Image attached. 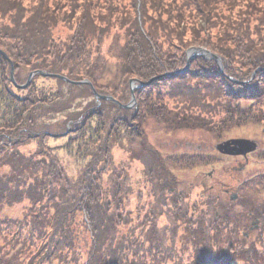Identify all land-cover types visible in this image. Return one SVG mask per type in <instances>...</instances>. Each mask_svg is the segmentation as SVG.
Instances as JSON below:
<instances>
[{"label":"trees","instance_id":"trees-1","mask_svg":"<svg viewBox=\"0 0 264 264\" xmlns=\"http://www.w3.org/2000/svg\"><path fill=\"white\" fill-rule=\"evenodd\" d=\"M192 48L218 56L222 72L195 58L182 75L137 89L130 110L58 78L35 75L18 90L0 55L4 264H264V236L249 246L231 236L219 197L179 182L211 158L165 154L152 141L189 132L211 141L215 124L221 134L264 127V0H0V50L18 86L43 71L88 80L125 105L131 79L183 69ZM53 115L65 119L40 122ZM50 139L62 140L74 176ZM19 205L21 218L1 213Z\"/></svg>","mask_w":264,"mask_h":264},{"label":"rangeland","instance_id":"rangeland-1","mask_svg":"<svg viewBox=\"0 0 264 264\" xmlns=\"http://www.w3.org/2000/svg\"><path fill=\"white\" fill-rule=\"evenodd\" d=\"M116 57V56H114ZM30 75V74H29ZM10 76V75H9ZM12 76L14 77V73L12 72ZM24 77V75H23ZM29 77V76H28ZM33 79V78H31ZM37 86L40 87L41 81H37ZM44 86H46L44 84ZM50 86V85H49ZM48 87V86H47ZM10 90L15 94L17 93L16 89L12 86L10 87ZM19 94V93H18ZM84 106V104H82ZM73 111V110H71ZM1 119V118H0ZM53 121L47 119L46 121H40L41 123H45L46 125L51 124L53 122H62V120L65 119V116L61 115H53L52 116ZM214 122V121H212ZM220 124H215L213 127H211V131L213 133H219L216 135V137L212 138L213 142L209 143L206 142L207 145H215L220 142V140H225L228 138L231 139H237V138H243V139H253L258 143V149H260L255 155H253L251 158L256 162L253 165H250L247 169H241L239 164H243L242 159L239 158H233V160H230L228 158H221L220 155L216 150H209L206 152V155L209 156L212 160V162L207 163V165H203L194 169H187L185 172L187 173L184 175L185 179L189 181V185H184L183 188L189 187L193 191V195L196 190L197 184H203L199 191L205 192L204 195L206 197L214 196L216 198L217 195H219V198L217 201L220 202V204H223L227 207V212L230 215L229 219L232 224H234V232H232L231 236H239L240 233H245L247 236H249V239L247 240L248 246L251 245L252 240L256 238L257 236H264V222L260 224V222L257 225L256 228L253 230H248V220L242 218V217H236L234 214L238 210L244 209L246 207L243 203L244 201L250 198L249 202L252 201L253 203H249V205L246 208V212H251L255 214V211H260V209H257L256 205L259 204V195L261 193H264V190H261L259 192H256L254 195V191L251 189V186H254V183H258V177H261V174H264V129L259 127H251V126H240L238 128H232L231 130L227 131L224 134L220 133V126H217ZM263 127V126H262ZM152 139V141H158L160 143H163L164 147L161 146L163 150V153H169L170 150L175 151L176 148H178L176 151L181 150L184 153L189 154H196V152L201 151V149L204 150L202 144L199 142L201 135L198 133H187V134H181L178 136V138L172 139L169 137H163L161 133H158L155 135V137ZM218 140V142H216ZM165 141H168L167 144ZM50 146H52L55 149V154L59 156V158L63 161L64 167L66 164V170L68 172L69 176H74L76 171V166L73 163V159H71L69 156L65 155L64 153H60L59 146L62 144V140H49ZM201 144V145H200ZM63 145V144H62ZM234 147L233 145H231ZM207 147V146H206ZM171 148V149H170ZM175 148V149H174ZM238 149H242L240 147H236ZM37 149V146L35 144H32L28 146V151L32 152ZM216 155V156H214ZM116 159L119 160H126L124 158V154L116 156ZM214 157V161H213ZM126 163V162H125ZM126 165H128L126 163ZM136 166V170L139 171L140 166ZM128 174L131 175L135 173V169L131 168V166H126ZM241 169V170H240ZM201 176V177H200ZM199 179V180H198ZM182 183V182H180ZM191 185V186H190ZM227 193H225V191ZM224 191V195H223ZM235 195L236 198L231 201L234 205L229 204L230 196ZM264 197V195H263ZM261 198V197H260ZM242 202V207H241ZM241 208V209H240ZM22 205H19L14 208H8L3 209L2 214L7 215L11 218H21L22 214ZM264 221V216H263ZM250 234H252L250 236ZM256 236V237H255ZM3 246L1 240H0V247ZM5 258L0 256V264L5 263ZM237 264V263H236ZM238 264H248L245 262H238Z\"/></svg>","mask_w":264,"mask_h":264},{"label":"water","instance_id":"water-1","mask_svg":"<svg viewBox=\"0 0 264 264\" xmlns=\"http://www.w3.org/2000/svg\"><path fill=\"white\" fill-rule=\"evenodd\" d=\"M0 54L4 55L1 51H0ZM202 58V59H205V60H214L215 62H217L219 64V67H220V71L222 70V67H221V62H220V59L219 57H217L216 55L212 54L211 52L207 51V50H204L202 48H193V49H190L189 51H187L186 53V68L187 69L189 67V63L191 60H193L194 58ZM184 70H181V71H176V72H173L171 74H165L161 77H158V78H154V79H151L149 82L147 83H142V82H139L137 80H131L130 82V93H131V96H132V100L130 101V104L128 106H123L124 109H130L132 104L134 103V99H133V90L135 88H144L148 85H150L152 82L156 81V80H159V79H162V78H172V77H176L180 74H182ZM12 73V72H11ZM40 74H42L43 76H48L47 74H43L41 72H38ZM33 74L30 75V77L32 76ZM30 79V78H29ZM11 80L13 81L12 79V74H11ZM29 82V80H28ZM27 82V84H28ZM72 84H87V85H90L88 82H81V83H74V82H71ZM26 84V85H27ZM134 84H136V86H134ZM93 95L96 99H101V100H105V101H113V99L111 97H101L99 96L93 89ZM117 105H119V103L115 102ZM251 142L249 141H245V140H231V141H226L224 142L223 144L217 146V149L219 151H221L223 154H230V155H235L236 152H233V151H230V147L231 145L234 146V148L236 147H242V146H247L249 145Z\"/></svg>","mask_w":264,"mask_h":264},{"label":"flooded vegetation","instance_id":"flooded-vegetation-1","mask_svg":"<svg viewBox=\"0 0 264 264\" xmlns=\"http://www.w3.org/2000/svg\"><path fill=\"white\" fill-rule=\"evenodd\" d=\"M220 141H222V140H220ZM216 142H218V140ZM201 144H202V146L204 148V150L201 149V151L203 153H205V154L209 150H214V148L212 147V145H206L204 141ZM259 150L260 149H258V151ZM241 153H242L241 156H236V157H233V156L232 157L231 156H225V155H222V153L221 154L218 153V154L220 155L221 158H228L230 160H233V158L242 159L243 164H239V166L241 167V169H247L250 165H253V164L256 163V162H254V160L251 157L253 155H255L257 153V151H254V152H251V153L248 152V153H245V154L243 153V151H241ZM214 156H216V155H214ZM258 180L259 181H264V175L261 176V177H258ZM251 189H252V187H251ZM259 190L261 191V190H263V188H259ZM224 191H225V189H224ZM224 191H223V195H224ZM225 193H227V191H225ZM263 195H264V193H261L259 195L261 198L257 196V198L259 199V204L256 205V207H257V209H260V211H255V214H257V215H259L261 217L264 216V197H263ZM261 199H262V202H261ZM249 200H250V198H248L247 200H245L244 201L245 203H243V204L248 206L249 203H253L252 201L249 202ZM252 214L253 213H247V215H248V230H253L254 228L257 227L256 224H258L259 222H260V224L264 222L261 218H258V217L254 216ZM242 235H245V233H242Z\"/></svg>","mask_w":264,"mask_h":264}]
</instances>
